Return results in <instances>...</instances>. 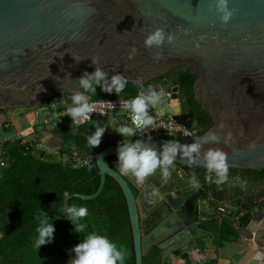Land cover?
Wrapping results in <instances>:
<instances>
[{"label": "water", "instance_id": "1", "mask_svg": "<svg viewBox=\"0 0 264 264\" xmlns=\"http://www.w3.org/2000/svg\"><path fill=\"white\" fill-rule=\"evenodd\" d=\"M229 8L235 12L225 24L215 10V0H0V109L40 108L57 95L71 94L77 88L73 81L97 66L109 77L121 73L136 85L185 69L197 77L194 97L212 119V127L191 138L155 133L128 142L141 139L158 149L165 143L198 142L202 154L209 149L227 153L229 172L261 173L264 0H229ZM157 28L173 35V41L146 47L145 39ZM133 47L135 55L129 58ZM97 57L98 65L92 63ZM69 74L73 81L69 79L63 88ZM152 89L163 93L161 102L152 107L157 115L171 117L188 129L194 125L195 113L182 109L177 81L167 78ZM213 133L216 140L211 138ZM118 145L96 156L98 191L71 198H97L107 176L118 183L128 206L136 264H143V256L154 246L165 258L211 236L203 224L221 221L235 211L249 214L250 223L264 228V180L194 186L182 169L208 170L202 158L190 165L178 154L170 176L163 177L157 170L141 184L106 162L118 156ZM235 229L251 239L250 230L238 224ZM73 249H65L72 259ZM121 264H126L124 258Z\"/></svg>", "mask_w": 264, "mask_h": 264}, {"label": "trees", "instance_id": "2", "mask_svg": "<svg viewBox=\"0 0 264 264\" xmlns=\"http://www.w3.org/2000/svg\"><path fill=\"white\" fill-rule=\"evenodd\" d=\"M169 76L177 81L183 111L195 113L194 127L200 130L199 135L205 134L213 123L195 100L194 85L197 77L185 69H175ZM164 78L165 76L144 84L145 89L149 86L155 87ZM139 90V85L130 83L119 95L115 92L108 94L98 88L92 101L131 100L138 95ZM70 96L69 93L65 96L57 95L47 100L43 107L60 104L58 111L66 110L72 104ZM149 112L151 115L155 114L152 107ZM109 118H94L90 123L79 127L74 126L69 118L58 119L64 122L56 124L52 131L53 135L62 140V148L57 151L43 150L34 141L16 140L4 144L0 151V161L5 163V166L0 164V264H69L72 257L65 249L75 247L88 233L93 232L106 235L118 248L124 250L126 264H136L128 206L120 186L113 178L106 177L103 191L93 200L84 201L77 197L70 199L69 204L86 206L89 210L85 218L87 227L84 232H75L74 225L60 216L63 215L66 191L72 195L83 196H90L98 191L101 178L96 156L109 146L135 139L134 136L123 138L116 133L119 126L111 129ZM123 118L125 122L122 124L131 125L125 115ZM97 124L108 129L101 144L93 148L88 144L87 138L95 131ZM75 152L81 156L92 154L94 158L87 164L77 165L72 161ZM106 162L115 167L118 156L108 157ZM194 175L204 187L214 183L208 181V171L202 173L196 170ZM214 179L215 175L213 181ZM133 190L138 194L134 187ZM41 212L55 214L58 218L50 217L56 228L54 242L37 248V215ZM234 220L235 216L231 214L214 222L217 225L211 231L219 247L231 241L237 234V223ZM249 220L250 215L245 214L244 221L247 223ZM161 254L158 247H152L143 256V264H159Z\"/></svg>", "mask_w": 264, "mask_h": 264}, {"label": "clouds", "instance_id": "3", "mask_svg": "<svg viewBox=\"0 0 264 264\" xmlns=\"http://www.w3.org/2000/svg\"><path fill=\"white\" fill-rule=\"evenodd\" d=\"M215 10L220 15L221 20L227 24L234 15L235 10L229 8V0H215ZM172 42L174 36L165 32L162 28H157L151 32L145 39V46L148 48L161 47L165 40ZM136 49L132 48L129 58L135 55ZM77 62L80 58L74 56ZM159 59V55L157 56ZM92 63L98 65L99 58H93ZM59 79V77L57 78ZM71 79L70 74L62 83L65 87L66 82ZM72 80V79H71ZM73 81V80H72ZM77 84V88L71 89L70 99L71 106L66 109L67 116L72 121L81 122L91 119V113L95 110V103L92 96L97 94L100 88L103 92L119 95L128 85L129 81L126 76L121 73H115L109 77V74L102 68L97 66L93 72H85L78 80L73 81ZM139 93L131 100L125 103L131 109L132 125L122 124L115 132L122 137H131L136 135L137 131L152 125L154 117L150 114V107L156 106L161 102L163 93L154 91L150 86L145 89L142 83L139 84ZM106 126L96 125L95 131L88 136L87 142L90 146L98 147L102 142V137L107 131ZM213 140L217 136L211 135ZM231 137L229 136V139ZM191 164H198L202 158L205 168L208 170V181L222 184L229 180V164L227 153L221 149H209L203 154L201 153V145L194 142L190 145H181L179 143H165L161 148L151 146V143L141 139L134 142H120L118 145V169L121 175H131L135 177L138 183H144L145 179L160 171L163 177L171 175V169L177 155ZM89 167H91L89 165ZM215 179L213 181V175ZM191 183L198 186L200 181L195 175L191 177ZM158 190L153 189V195H157ZM72 193L65 192V201H68ZM89 210L86 206H77L69 204L63 207V215L71 224L74 225V231L82 233L85 231L87 224L85 218L88 216ZM38 227L37 236L35 238V246L41 248L44 245L54 242L55 240V224L45 212L37 215ZM75 258L70 259L69 264H121L125 256V251L109 239L106 235L97 233H88L83 240L74 247Z\"/></svg>", "mask_w": 264, "mask_h": 264}, {"label": "crops", "instance_id": "4", "mask_svg": "<svg viewBox=\"0 0 264 264\" xmlns=\"http://www.w3.org/2000/svg\"><path fill=\"white\" fill-rule=\"evenodd\" d=\"M60 107V104H54L32 109H0V146L4 147L6 142L22 140L24 142L34 141L43 150H61L62 140L52 134L54 126L51 128L50 125L44 123L51 119L52 114L58 112ZM123 117L124 115L120 113L112 115L108 119L111 129L124 123ZM54 121L56 124L64 122ZM51 141L56 142V148L48 145ZM221 185L227 184L224 182ZM233 215L235 216L234 221L239 226L252 232L251 239H246L237 232L231 241L219 247L211 231L217 223L210 221L203 226L205 230L212 233L211 236L195 241L182 250L173 251L165 258L162 252L159 264H264V228L260 229L257 223H250V221L246 223L245 213L242 211H235Z\"/></svg>", "mask_w": 264, "mask_h": 264}, {"label": "built area", "instance_id": "5", "mask_svg": "<svg viewBox=\"0 0 264 264\" xmlns=\"http://www.w3.org/2000/svg\"><path fill=\"white\" fill-rule=\"evenodd\" d=\"M171 94H169L170 96ZM125 99H112V100H102V101H93L95 103V110L91 113V119L84 120L81 122L72 121L70 116H67L66 110L58 111L52 114V118L46 120L44 123L46 125L51 124L54 120L69 118L72 124L76 127L86 125L90 123L94 118H107L111 117L114 114L120 113L126 116V118L131 121V109L125 103ZM154 117V122L152 125L143 129V131L138 130L135 138H143L148 135H152L155 133H176L181 135L182 137L191 138L194 136H198L200 130L195 128L194 125L188 129L182 123H178L173 120L171 117H162L157 115L156 113L152 115ZM134 126V125H132ZM3 150V145L0 146V151ZM94 158V155H79L77 152L73 153L72 161L77 165L87 164ZM1 166H5L4 161H0ZM214 177V175H213Z\"/></svg>", "mask_w": 264, "mask_h": 264}, {"label": "flooded vegetation", "instance_id": "6", "mask_svg": "<svg viewBox=\"0 0 264 264\" xmlns=\"http://www.w3.org/2000/svg\"><path fill=\"white\" fill-rule=\"evenodd\" d=\"M174 71V70H173ZM173 71L171 72V75L173 74ZM179 71V70H178ZM171 79L174 80L172 78V76H165V79ZM161 80V81H163ZM160 81V82H161ZM186 169H190V168H183L182 170L189 174L191 177L194 175V172L196 171V169H192L191 171H188ZM202 172V171H201ZM197 173V172H196ZM203 173V172H202ZM215 175V174H214ZM264 180V171L261 173H256V172H252V171H236V172H229V180L225 182V184L229 185L232 184L234 181L236 182H241V181H245V180ZM215 183V182H214ZM201 185V184H200ZM202 186V185H201ZM217 186H225V185H221V184H217Z\"/></svg>", "mask_w": 264, "mask_h": 264}, {"label": "rangeland", "instance_id": "7", "mask_svg": "<svg viewBox=\"0 0 264 264\" xmlns=\"http://www.w3.org/2000/svg\"><path fill=\"white\" fill-rule=\"evenodd\" d=\"M27 109H32V108H27ZM58 120V119H57ZM50 125V124H49ZM56 125V122H54L53 124H51L50 126H51V128L53 127V126H55ZM49 146H51L52 148H56L57 147V144H56V142H54V141H51V142H49V144H48Z\"/></svg>", "mask_w": 264, "mask_h": 264}]
</instances>
